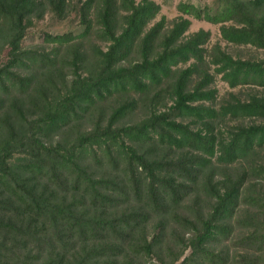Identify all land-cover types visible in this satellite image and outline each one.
<instances>
[{
  "label": "trees",
  "instance_id": "1",
  "mask_svg": "<svg viewBox=\"0 0 264 264\" xmlns=\"http://www.w3.org/2000/svg\"><path fill=\"white\" fill-rule=\"evenodd\" d=\"M72 3L81 32L47 34L44 42L58 49L95 34L106 49L94 50L96 69L89 70L86 77L78 73L85 57L79 51L73 54L70 65L74 81L64 95L45 102L42 116L30 127L29 139L37 145V151L33 144L29 146L33 150L30 160L14 165L12 151L21 149V142L12 133L0 144V264H116V257L127 249L150 254L162 237V222L150 242L144 239L139 244L134 236L148 221L146 212L128 211L114 218L103 217L102 213L116 209L121 199H128L130 189L138 197L145 193L152 207L168 213L189 196L191 185L198 186L214 163L230 166L264 150V99L252 97L247 102L212 106L217 93L210 88L213 74L201 69L210 33L199 30L187 36L191 21L184 17L220 25L221 39L229 44L264 49V0H216L213 7L203 9L179 3L181 16L165 35L164 19L150 25L160 12L153 0ZM66 6V0H0V41L10 47L6 67H0V91L9 92L16 86L13 68L54 66L49 56L40 58L21 51V42L34 18H42L47 11L63 16ZM209 57L213 73L230 88H264V61L234 59L219 46L213 47ZM190 62V66L179 68ZM197 75L198 81L191 85ZM18 82L27 92L30 80ZM167 83L171 105L164 112L152 110L139 124L122 125L138 107V101L131 99L114 107L106 125L95 126L76 145L57 143L45 148L37 140V135L62 131L114 96H146L154 90L149 100L155 103L160 96L157 90ZM18 113L23 115L22 111ZM246 118L260 119L261 123L223 131L221 125L226 120ZM146 147L149 149L142 151ZM157 151L174 152L177 157H159ZM100 155L112 165L123 162V179L90 175L84 162L100 161ZM61 175L81 192L78 204L66 203L60 190L50 186ZM210 177L206 176L199 187L212 206L207 217L199 220V227L190 222L194 235L185 249L191 251L180 264H227V258L213 251L212 245L231 237L232 220L241 203L253 207L256 213L237 220L238 227L247 232L240 243L247 249L264 251V219L260 217L264 214V198L253 192L242 195L248 179L264 181V164L251 166L235 180L225 177L213 183ZM84 203L88 206L81 209ZM59 235H65L63 240L57 239ZM74 237L84 249L69 260L65 245ZM88 242L90 248L86 247Z\"/></svg>",
  "mask_w": 264,
  "mask_h": 264
},
{
  "label": "rangeland",
  "instance_id": "2",
  "mask_svg": "<svg viewBox=\"0 0 264 264\" xmlns=\"http://www.w3.org/2000/svg\"><path fill=\"white\" fill-rule=\"evenodd\" d=\"M160 6V12L156 16L155 20L150 24L153 25L164 19V30L162 32L165 35L172 24L181 16L177 11V5L179 3H190L197 8H209L215 5L216 0H153ZM67 6L63 16L47 11L42 18H34L32 23L27 26L24 34V39L21 42V51L38 56H49L54 61V66L38 67H25L22 69H15V87L9 88V92L0 91V144L8 139V133H12L17 142H21V149L12 151V161L14 165L22 163L23 161L30 160L32 156V148L36 150L35 145L29 136H32L31 126L42 116L44 109L46 108L45 102L49 99H54L58 96L65 94L66 89L71 86L74 81L72 66L70 65V59L77 51L85 57V64L80 67L78 73L82 77L88 75L89 70L96 69V60L94 50L100 48L106 49V44L98 40L93 34L89 39L83 42L80 40L70 44L67 47H61L56 49L55 44H49L44 42L45 35H61L68 32L78 34L81 32L82 27L79 24L75 11L72 8V0H66ZM72 3V4H71ZM189 18L191 25L189 27L187 36L198 32L199 30L208 31L210 33L208 42L204 45L205 64L201 69L213 74L211 82V89H216V100L212 103L214 108H218L227 102H247L252 97L264 99V88L257 86H238L236 88H230L220 76L213 73V66L210 64V52L215 46H219L220 49L232 56L234 59H240L252 62L264 61V49H259L250 45H232L221 39L219 28L220 25L208 23L206 21H198L193 18ZM10 47L4 40L0 41V67H6L5 65L9 61ZM136 60V55L133 58ZM192 62L186 65H180L179 68H186L190 66ZM127 64V63H126ZM55 68L57 71L55 72ZM10 70V69H9ZM199 75L193 77V85L198 81ZM25 79L30 80V86L25 88L19 85L18 81ZM169 84L162 85L157 91L159 92L158 101L153 103L149 100L152 98L156 91H149L146 96H140L135 93H129L127 95L114 96L106 101L99 103L96 107L92 108L86 114L80 116L77 120L73 121L67 128L62 131L51 134L49 136L37 135L39 140L45 148L55 147L57 143H60L65 147L76 145L80 139L87 133L91 132L95 126H105L107 117L111 110L126 100L136 99L138 101V107L129 117H127L122 125H135L141 121L147 119L150 116V112L155 110L157 113L164 112L166 107L171 105ZM208 105V103H206ZM20 109V110H19ZM23 112V115L18 113ZM187 123V121H185ZM261 120L257 118H246L238 120H226L221 126L223 131H228L235 126H248L260 124ZM195 128V126H192ZM197 127V126H196ZM34 138V137H33ZM30 149L29 146L32 145ZM148 147L142 149L146 151ZM149 149V148H148ZM37 151V150H36ZM40 152V150H39ZM41 152H43L41 150ZM99 154V153H98ZM159 157L168 156L176 158L174 152L170 151H157ZM116 154H113L115 157ZM100 161H93L87 159L84 164L88 169L91 176L96 179H113L119 180L118 177L123 179L122 173L125 165L121 161H117L115 165L109 164L103 155H100ZM264 164V150H259L254 154L253 158L247 161H239L230 166H220L213 164L207 172L199 179L198 186L191 185V193L184 199L178 206H172L168 213L164 211L158 212L151 203L145 199V193L141 197L131 194L128 190L129 198L121 199L116 206V209L108 210L102 213L103 217L114 218L128 211L131 212H146L148 221L140 228L134 236L137 243L142 244L144 239L150 242L152 237L159 233V223L162 222L163 232L161 234L160 242L154 244V248L150 254H145L142 250H129L126 253H122L116 257V264H180L181 261L190 253V248H186L187 243L192 239L194 231L191 228L190 222H194L199 227V220L206 218L207 214L212 206V202L209 197L200 190V184L204 183L207 179L206 176H211L213 183L220 181L225 177L231 180L237 179L245 171H247L253 165ZM52 183V182H51ZM50 183L51 187L55 190H60L61 197H65L66 203L73 202L75 205L79 203L81 192L71 187V180L66 179L61 175L57 178L56 183ZM15 186V184H14ZM58 190V191H59ZM250 194L258 195L264 198V181L248 179L244 184L242 195ZM81 206V204H79ZM84 206L88 204L84 203L81 209H85ZM80 208V207H79ZM93 212V211H92ZM91 212L90 215H93ZM256 213L253 207L247 206L245 203H241L238 208L232 223L234 225V232L230 238L222 240L212 245L213 251L226 257L227 264H247V262H255L256 264H264V251H258L257 249H247L243 247L240 240L247 234L245 229L239 228L237 220L240 221L244 217L250 216L252 213ZM264 219V214L260 216ZM188 220L189 222L185 221ZM71 235V234H70ZM65 235L57 236L59 241L63 240ZM109 239V238H108ZM95 243V242H94ZM66 244V243H65ZM91 242L86 245L87 248L91 247ZM62 250L64 248L59 247ZM68 251V259L72 260V257L77 258L80 256V252L84 249L77 237L73 238L72 243L65 245ZM59 251V249H57ZM75 255V256H74ZM23 257V254H22ZM106 262V261H105Z\"/></svg>",
  "mask_w": 264,
  "mask_h": 264
}]
</instances>
